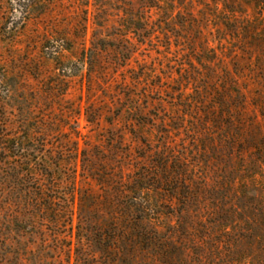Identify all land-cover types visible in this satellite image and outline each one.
<instances>
[{"label": "rangeland", "instance_id": "374dc122", "mask_svg": "<svg viewBox=\"0 0 264 264\" xmlns=\"http://www.w3.org/2000/svg\"><path fill=\"white\" fill-rule=\"evenodd\" d=\"M56 67L58 99L45 93ZM0 68L13 104L84 152L62 170L74 185L53 190L63 222L43 234L48 254L42 236L14 237L25 264H95L77 227L109 220L115 188L138 177L173 264H264V0H0ZM4 186L3 218L33 200Z\"/></svg>", "mask_w": 264, "mask_h": 264}, {"label": "trees", "instance_id": "16d2710c", "mask_svg": "<svg viewBox=\"0 0 264 264\" xmlns=\"http://www.w3.org/2000/svg\"><path fill=\"white\" fill-rule=\"evenodd\" d=\"M230 32H234V36V29L230 28ZM56 72L54 81L50 84L47 82L50 90L45 93L58 99L64 88L60 91L53 87L62 86L68 76L61 67H56ZM10 80L8 74L0 68V186L8 187L10 199H16L17 195L21 197L24 193L25 196L33 197V200L25 198L21 212L17 213L10 209L13 204L7 205L3 208L8 212L4 218L0 210V227L1 223L5 226L3 234H0L3 238L0 241V264H25L26 259L21 258L17 248L19 243L14 237L19 238V234L30 238L32 235L42 236L44 240L39 245L40 257L48 254L43 234L48 227L59 229L63 222L59 218L62 211L55 208L57 200L53 192L64 189V186L74 185L75 168L67 174L62 170L64 171L66 162L68 166L75 165L77 156H84V152L79 151L77 142L72 141L67 134L53 129L52 123L48 125L46 121L33 119L30 114L29 117H32L28 119L26 113L30 112L29 109L23 110L22 104H13V98L18 91L11 85ZM69 145L74 147L69 155L75 157L66 161L68 154L65 153L64 146ZM142 180V177H138L130 182V189L115 188L114 198L117 201L113 204L107 203L112 211L110 219H99L95 224L96 230L91 228L87 231L83 227H77V231L81 230V233L77 238L75 235L74 239L80 245L84 243L95 248V264H133L130 261L134 262L135 257L140 254L154 256L159 264H173L176 245H173L166 233L160 231L157 219L153 217L154 211L160 207L158 203L141 199L140 194L147 193L141 191V186H137ZM10 185L13 188H9ZM15 187H18L17 193ZM24 188L28 190L25 191ZM74 195L72 192L69 196L73 198ZM69 210L71 209L67 208L64 212V219L69 221L70 228H74L72 211Z\"/></svg>", "mask_w": 264, "mask_h": 264}]
</instances>
